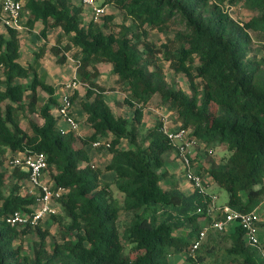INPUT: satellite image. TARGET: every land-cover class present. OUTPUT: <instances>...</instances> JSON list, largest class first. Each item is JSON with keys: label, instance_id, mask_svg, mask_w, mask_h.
I'll return each mask as SVG.
<instances>
[{"label": "trees", "instance_id": "16d2710c", "mask_svg": "<svg viewBox=\"0 0 264 264\" xmlns=\"http://www.w3.org/2000/svg\"><path fill=\"white\" fill-rule=\"evenodd\" d=\"M20 1L29 13L26 27L40 22L42 36L48 28H60L67 37L65 45L58 40L50 48L58 63L75 49L77 79L86 88L82 98H70H79L81 121L90 131H59L56 89L38 74L45 47L24 65L20 32L8 27L0 36V264H171L170 257L183 251L184 264H202V253L211 254L225 241L230 245L215 264H264L240 226L228 233L210 231L207 242L192 252L203 224L211 222L209 198L179 189L166 169V157L176 150L163 122L148 127L144 121L148 106L162 107L174 114L178 129L189 130L190 138L206 148L207 156L213 146L224 147L228 157L202 168L209 181L227 192V205L234 210L250 213L263 203L264 52L253 55L252 43L256 38L264 45V0H100L120 10L130 25L115 23L112 15H104L101 24L87 21L86 8L71 0ZM240 4L255 13L248 21L228 11ZM154 32L166 40L157 45L151 40ZM164 62L188 88L168 80ZM100 63L112 66L114 87L94 81ZM116 90L126 94L123 103L131 116L116 113L106 99L107 91ZM40 92L48 96L44 104ZM97 140L110 143L96 149L108 156L102 166H95L89 153ZM34 153L46 156L48 181L66 189L56 201L60 213L50 216L58 228L52 246L50 230L40 224L6 223L15 211L30 214L39 207L38 196L23 190L28 173L10 166L14 158ZM107 173L111 181L103 179ZM199 207L203 213H197ZM121 214L130 217L122 228ZM185 223L188 229L178 233ZM29 234L37 240L25 252ZM260 246L264 252V242Z\"/></svg>", "mask_w": 264, "mask_h": 264}, {"label": "built area", "instance_id": "2783aa9c", "mask_svg": "<svg viewBox=\"0 0 264 264\" xmlns=\"http://www.w3.org/2000/svg\"><path fill=\"white\" fill-rule=\"evenodd\" d=\"M86 9L90 11L91 19L97 23L105 14L106 6L97 4L96 0H78ZM0 11V21L5 27L19 29L20 19L23 12L22 2L20 0H2ZM76 65L79 62L75 60ZM2 68V66H1ZM80 81L75 78L67 84L68 88H75ZM73 102L69 94H64L60 99V105L57 110L59 116L58 129L61 133L75 132L78 134L79 123L72 113ZM169 142L175 147L176 157L183 165L184 177L193 186L198 193L208 196L209 204L207 207V216L211 222L204 227L198 238L193 242L192 252L198 249L203 241L205 234L209 230L216 232H225L231 230L234 226L242 227L246 232L248 243L261 249L258 237L259 222L255 211L243 213L232 209L227 204L218 205L215 203L217 196L211 195L206 190V182L200 171L193 170L194 162L188 154L190 148L199 145L198 141L190 138V131L185 129L169 130L165 126L162 128ZM110 146V143L105 140H97L92 143V147L98 149L100 147ZM202 146V145H201ZM209 153H213L209 150ZM47 158L43 153H34L29 155H21L10 162L11 167H20L28 173V180L31 187L30 193L38 196V209L30 214L21 211H15L6 218V223L12 227H36L40 222L51 215L58 213L56 201L66 192V189L52 184L46 179L47 174ZM197 213H203V209L199 207ZM216 216H220L217 218Z\"/></svg>", "mask_w": 264, "mask_h": 264}, {"label": "rangeland", "instance_id": "374dc122", "mask_svg": "<svg viewBox=\"0 0 264 264\" xmlns=\"http://www.w3.org/2000/svg\"><path fill=\"white\" fill-rule=\"evenodd\" d=\"M71 2L73 4H80L78 3L77 0H71ZM96 3L97 4H100V0H96ZM228 11L229 13L231 14V16H233L235 19H238L239 21H248L255 13L253 12H250L248 11L246 8H244L243 5H234V6H230L228 7ZM27 12L26 10L24 9L23 12H22V15H26ZM106 16H109V15H112L114 16V22L115 23H125L126 25H130L131 22L130 21H125L123 18V13L112 7V6H108V8H106ZM23 16H21L23 18ZM85 16H86V20L87 21H90L92 20L91 19V15H90V11L85 9ZM105 17V16H103ZM103 17L97 22V24H101L102 21H103ZM21 20V19H20ZM24 22V21H23ZM25 25L23 24V27ZM116 31H118V29H116ZM20 32V31H19ZM21 33H30L29 31H27L26 29L21 32ZM33 33V31H32ZM30 33V34H32ZM21 35V34H20ZM39 35V34H38ZM42 36V34H40ZM39 35V36H40ZM255 37V36H254ZM42 38L45 39V36H42ZM151 40H153L157 45H160L161 42H164L166 40V35L163 34V33H157V32H154L152 33L151 35ZM24 54L22 55V60L23 61H28L29 60V56L31 55L30 53H27L29 52L30 50V45L28 44V41L27 42H24ZM264 52V45L262 42L258 41L256 38L253 39V43H252V54L255 55V56H261ZM66 56L69 57V54H67ZM67 57V58H68ZM71 58H68V66H71L73 69H74V75L77 73V69H78V65H76L75 63H73V61L70 60ZM66 63V65H67ZM164 65H165V72L167 74V78L168 80H172L173 78H175L177 84H179V86H181L182 88L186 89L188 88V85H187V82L185 80L184 77H182L181 75H177V76H173L172 72L170 70H168L167 68L169 67V63L168 62H164ZM98 68V67H96ZM98 74H99V84L101 87L103 88H112L111 86H115L116 84L113 83V78L116 80V75L113 74L112 72V66L108 63L106 64H103L101 66V68L99 69L98 68ZM73 76V75H72ZM114 76V77H113ZM74 77V76H73ZM67 79V80H66ZM65 80V83L64 84H67L69 81L71 82L72 78L69 79V78H66ZM69 82V83H70ZM64 87V86H62ZM85 85L82 84L81 82L79 83V85L77 86V88L74 90L75 91V94L76 96L82 98V96L85 95ZM64 92L68 93L69 90L67 88L64 89ZM112 91H107L106 94L110 93ZM122 94H124V96L126 95L125 93L121 92ZM62 97V96H61ZM116 98L118 101L121 102V106H124L126 108V105L124 103H122L124 97H118V94L117 93H111V94H108L106 95V99L108 100V102L112 105V100ZM75 101V100H74ZM73 101V102H74ZM153 102H156V99L154 98L153 99ZM114 107V106H113ZM117 107V106H116ZM114 107L115 111H117V113L119 115H124V116H131L132 114V111L131 110H128V113L125 112V108L124 109H118ZM76 109H77V104H74L73 107H72V112H73V115L74 117L76 116V118L78 119H81L82 116L81 115H77L76 113ZM123 110V111H122ZM131 112V113H130ZM144 113H145V116H144V121L147 125H151V124H154L156 123V120H160L161 116H165V119H172V116L169 114V110L168 109H165V108H162V107H155L154 105L152 106H148V108H146L144 110ZM34 121L40 123L42 122L41 121V118L39 115H33L31 117ZM163 121V120H162ZM164 124V122H163ZM168 124H169V121H168ZM21 126L23 128L26 127V121H23L22 120V123H21ZM171 124L168 125V127H170ZM177 126H179V124H177ZM166 127V126H165ZM167 128V127H166ZM195 153L192 152L191 148L190 150L188 151V154L189 156L191 157V159L193 160L194 162V165H193V170L195 172H198L201 170L200 168V165H205L207 167H210V165L214 162H220L222 161L224 158L228 157L229 155V152L228 150H226L224 147H221V146H213L212 147V152L211 156H207L206 155V148H204L203 146L201 145H196L193 147ZM174 152V151H173ZM171 152L169 155L173 156V154H175V162L174 164H176L174 166V171L177 172L175 173V176L177 179L181 180V182L184 181V172H183V165L181 164V162L177 159L176 157V152ZM104 156H105V153H104ZM167 158V162L169 163V156L166 157ZM5 165H7L8 168L9 167V164H6L4 163ZM93 164L95 166H101V164H98L97 161H93ZM201 173L205 179V182H206V190H208V192L213 196V195H216L217 196V199L215 201L216 204L218 205H224V204H227L228 202V194L226 191H224L223 189H220L217 185L213 184V187L212 190L210 188V184L207 183L210 179L207 177V173L203 170H201ZM109 177H103L104 180L108 179ZM11 176H10V172L7 173V182L6 184L7 185H10V182H11ZM207 180V181H206ZM52 184H54L52 182ZM168 181L166 180L165 182H163V186L167 187L168 186ZM55 185V184H54ZM111 189L113 191H115V194L120 197L121 194L120 193H117L116 192V189L114 186L111 187ZM26 192H29L30 193V190H31V187H30V184L28 183L25 188L23 189ZM211 190V191H210ZM213 190L216 192L214 194ZM31 194V193H30ZM57 205V204H56ZM58 207V205H57ZM58 213H60V207H58ZM255 213H256V217L258 219V222L260 223L261 220L264 219V201L263 203L255 210ZM130 220V217L125 214H121L120 215V218H119V227L122 228L124 224H127ZM40 225L43 227V228H48L51 232V236L49 237L48 239V243L49 245H53L54 244V241H55V235L58 231V228H57V224L54 223L53 220H51V217H47L46 219H43L41 222H40ZM209 225V222L208 221H205V223L203 224L204 227L208 226ZM188 226L189 224H184L183 227L179 228L178 230V233H182L184 232L185 229H188ZM234 228V227H232ZM210 231H208L207 234H205L204 238H203V241L201 244H203L204 242H207V238H208V235L210 234ZM230 231L227 230L223 233H228ZM258 236L260 237L261 241H264V227H259L258 228ZM35 240H37V238L35 237L34 234H29L27 236H25L24 238V250L25 252H31L32 251V243L35 242ZM230 245L229 241H225L223 243L220 244V247L217 248L215 251L212 250L211 248L209 249L210 252L212 250V253L210 254H203V262L202 264H215L216 261L218 260V258H220L221 256V253H223L224 249L228 248ZM201 246V245H200ZM199 249V248H198ZM198 249H196L193 253H195ZM186 262V253L185 251L183 252H178V253H175L173 254L171 257H170V263L171 264H184Z\"/></svg>", "mask_w": 264, "mask_h": 264}, {"label": "crops", "instance_id": "0c3cea01", "mask_svg": "<svg viewBox=\"0 0 264 264\" xmlns=\"http://www.w3.org/2000/svg\"><path fill=\"white\" fill-rule=\"evenodd\" d=\"M78 1V0H77ZM79 3V1H78ZM0 4H2V0H0ZM88 10V9H87ZM27 12V10H26ZM29 13L27 12L26 15H22L23 18L21 17V20H20V28L17 29L18 31H20V40H21V62L24 64V65H27L28 62H33L35 60V53L41 48V47H45V54L44 56L39 60V68H38V74H39V77L41 78V80H43L44 82L52 85L55 87L56 89V92H55V97L59 100V105H60V99H61V96H63L64 94H69L70 96L74 95L75 94V89L77 88V86L75 88H68L67 87V84L70 82H68L67 84H64L65 81L67 80L66 78H69V79H73L75 78V75L73 74L74 73V69L71 67V66H68V60L65 62V63H58L57 61V57H55L51 51H50V48L55 46L57 44V41L58 40H61V46L65 45L67 43V37L65 36V34L62 32V30L60 28H48L47 31H46V35H45V39L42 38V36L40 35L41 34V30L43 29V24H41L40 22L36 23L34 28L30 29L28 27H26L25 23H26V20H27V17H28ZM24 21V22H23ZM23 24L25 25L23 27ZM27 30L29 31L30 33H33L30 34V33H21L23 32L24 30ZM7 34V27H5L2 22L0 21V36H6ZM40 36H39V35ZM28 41V44L30 45V50L29 52L27 53H30L31 55L29 56V60L28 61H23L22 60V55L24 54V42H27ZM75 52V49H72L70 52H67L65 53V56L67 54H69V57L66 56V58H71L70 60L73 61V63H75V60L72 59L71 57V54ZM67 58V59H68ZM67 63V65H66ZM76 64V63H75ZM103 64H106V63H100L98 64L96 67H98L99 69L101 68V66ZM97 68V70H98ZM99 72V71H98ZM74 77H73V76ZM99 75L97 78H95V82L99 84ZM114 77V76H113ZM66 79V80H65ZM117 79V77H116ZM116 80L113 78V83L115 82ZM116 84V82L114 83ZM100 85V84H99ZM64 86V87H62ZM111 87H114L111 86ZM67 88L69 90L68 93L64 92V89ZM75 90V91H74ZM111 93H117L118 94V97H125L124 94L121 93V91L119 90H116V91H112L108 94H111ZM105 93V95H108ZM40 95V102L42 104H44L47 99H48V96L46 93L44 92H40L39 93ZM80 98V97H79ZM78 98V99H79ZM76 99L74 102H73V105L74 104H77V109H76V113L77 115H81L82 116V113L79 109V100ZM123 103V101H122ZM112 107H116L118 109H124L125 107L124 106H121V102L118 101L116 98H114L112 100ZM113 107V109H114ZM148 108V107H147ZM57 110L58 108L54 109L53 112L54 114L57 115ZM115 111V109H114ZM123 111V110H122ZM117 113V111H115ZM125 112L128 113V108L126 107L125 108ZM73 113V112H72ZM131 113V112H130ZM169 114L172 116V119H165V116H161L160 120L158 121H162L164 122V126L167 127V129L169 130H176L178 129V126L177 124H175V122L173 121V117H174V114L172 112L169 111ZM33 115H38V114H33ZM33 115H31L30 117H32ZM123 115V114H122ZM76 117V116H75ZM78 119V118H77ZM83 118L79 119L80 121L82 120ZM42 122H40L39 124H42L43 123V120L41 119ZM168 121H169V124H171L170 127H168ZM157 122V120H156ZM38 123V122H37ZM79 123V129H78V134L79 135H84V134H88L90 129L88 127H86L83 122H78ZM146 124V123H145ZM155 124V123H154ZM154 124H151V125H147L148 127L154 125ZM192 152L195 153L194 149L191 148ZM89 153H90V156L92 158V162L93 161H97L98 164H102L104 163V161L108 158V156L105 154L104 156V153L101 154V153H98L97 150L93 147L90 148L89 150ZM174 153V152H173ZM172 155V154H171ZM169 155V163L167 162L166 164V169L168 171H170L171 174H174L177 173L174 171V166L176 164L175 162V154H173V156ZM99 166V165H98ZM211 166V165H210ZM200 168L202 170V168H209L205 165H200ZM200 170V171H201ZM103 177H109L108 179H106V181H111L112 178H113V175L110 174V173H107V174H104ZM184 177V175H183ZM176 178V176H175ZM46 179H48V173L46 174ZM207 181V180H206ZM169 183V181H168ZM176 183L178 184L179 186V189L186 195H190L192 194V192H194V188L193 186L186 180V178L184 177V181L181 182V180L177 179L176 178ZM207 183H209L211 187H213V182L212 181H208ZM212 190V188H211ZM210 190V191H211ZM115 192V191H114ZM214 194L216 193L214 190H213ZM259 227H264V219L260 221L259 223ZM259 237V236H258ZM259 240L261 243H263L264 241H261L260 237H259ZM257 259L259 261H264V252L262 250V248L260 250H257Z\"/></svg>", "mask_w": 264, "mask_h": 264}]
</instances>
